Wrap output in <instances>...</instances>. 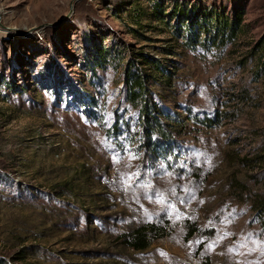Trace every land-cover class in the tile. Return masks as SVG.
Returning a JSON list of instances; mask_svg holds the SVG:
<instances>
[{"label": "rangeland", "instance_id": "rangeland-1", "mask_svg": "<svg viewBox=\"0 0 264 264\" xmlns=\"http://www.w3.org/2000/svg\"><path fill=\"white\" fill-rule=\"evenodd\" d=\"M261 200L264 0H0V264H264Z\"/></svg>", "mask_w": 264, "mask_h": 264}, {"label": "trees", "instance_id": "trees-1", "mask_svg": "<svg viewBox=\"0 0 264 264\" xmlns=\"http://www.w3.org/2000/svg\"><path fill=\"white\" fill-rule=\"evenodd\" d=\"M153 11H154V16L155 18H157V20H165V17L163 15V11L161 8L157 7V4L154 3L153 4ZM170 13L172 15H174V17L179 20L181 19L182 22H185V19L187 17V9H182V8H178V6L176 7V5H173ZM217 15L215 14V17ZM227 24V23H226ZM229 24V23H228ZM154 62V61H153ZM148 63H151V61H149ZM159 68V65H157ZM160 75H162L163 77L166 76L168 73L167 71L164 70V68L160 67ZM126 75V84L129 87V90H131V95H133L132 99L134 100V97H139L140 93H142V91L144 90V78L145 75L143 73H133L132 71H127L125 73ZM165 79V78H164ZM146 105V102H145ZM143 106L144 107V116L147 114V106ZM146 118V117H145ZM258 205V210H260V212L262 214H264V200H261L260 202L257 203ZM157 230H162L161 227H158L156 224H144L139 226L138 228L134 229L133 231H131L130 233L127 234V242L128 245L131 246L133 249L136 250H142L145 249L149 246L150 244V235L154 234V232L156 233ZM164 230V229H163ZM165 233V232H164ZM160 235H163V232L159 233ZM193 234V231H188L187 232V238L191 237Z\"/></svg>", "mask_w": 264, "mask_h": 264}]
</instances>
